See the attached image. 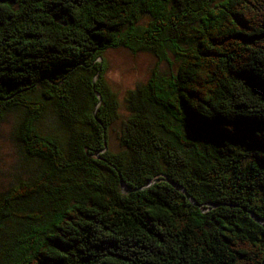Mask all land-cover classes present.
Wrapping results in <instances>:
<instances>
[{"label": "trees", "instance_id": "obj_1", "mask_svg": "<svg viewBox=\"0 0 264 264\" xmlns=\"http://www.w3.org/2000/svg\"><path fill=\"white\" fill-rule=\"evenodd\" d=\"M118 47L156 60L113 150ZM12 114L0 264H264V0H0Z\"/></svg>", "mask_w": 264, "mask_h": 264}, {"label": "rangeland", "instance_id": "obj_2", "mask_svg": "<svg viewBox=\"0 0 264 264\" xmlns=\"http://www.w3.org/2000/svg\"><path fill=\"white\" fill-rule=\"evenodd\" d=\"M143 19H140L138 23H142ZM103 56L108 65L105 75L107 82L110 88L117 93L120 103V118L109 129V145L113 150H118L120 146L119 130L122 119L127 114L123 98L128 89L146 83L156 58L150 52L133 53L124 47L109 48L105 50ZM160 66V74L163 77L171 78L176 73L178 60L171 52H168V61H163ZM44 120L43 127L48 128L46 124L48 117ZM16 122L17 117L12 114L7 115L5 121L0 125V191L7 190L18 178L20 170L18 165L23 158L22 149L17 147L11 139V132Z\"/></svg>", "mask_w": 264, "mask_h": 264}]
</instances>
